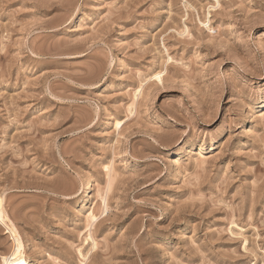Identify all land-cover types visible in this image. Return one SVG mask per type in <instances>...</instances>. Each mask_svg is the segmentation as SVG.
<instances>
[{
    "label": "rangeland",
    "instance_id": "obj_1",
    "mask_svg": "<svg viewBox=\"0 0 264 264\" xmlns=\"http://www.w3.org/2000/svg\"><path fill=\"white\" fill-rule=\"evenodd\" d=\"M0 220V264H263L264 0H0Z\"/></svg>",
    "mask_w": 264,
    "mask_h": 264
},
{
    "label": "bare ground",
    "instance_id": "obj_2",
    "mask_svg": "<svg viewBox=\"0 0 264 264\" xmlns=\"http://www.w3.org/2000/svg\"><path fill=\"white\" fill-rule=\"evenodd\" d=\"M202 25V24H201ZM205 26V25H204ZM186 30V29H185ZM208 30L211 31V27L208 26ZM186 32V31H185ZM165 71V70H163ZM162 70L160 71H156L154 72L153 74H151L147 79L143 80L141 82V85L137 88V90H135L134 92V98H133V105H134V101L136 100L137 96L141 95V92H142V83L143 82H150V81H153L154 84L157 82V83H162ZM140 78V77H139ZM133 107V106H132ZM263 114V113H262ZM260 118V117H259ZM261 120V118H260ZM119 123L121 122H115L114 126H119ZM113 126V127H114ZM116 129V128H115ZM189 154V153H188ZM202 160V159H201ZM175 162V161H174ZM178 162V160H177ZM105 169L104 170H107L108 172V175L110 176V173H111V169H109L108 167H104ZM85 182V181H84ZM110 185V183H107ZM109 185H107V188H106V191L104 192L103 196H100L101 198V203L103 205V213H106L107 212V199H106V194L109 192L108 191V188H109ZM92 186H93V183H92V180H88L87 182H85L84 186H83V189L81 191V199H82V207L80 209V212L84 214V220L87 224V229H88V235L86 236L85 238V241H91L92 243V247L94 248L95 247V243L93 241V238H91V234H90V231L93 227V224L96 222L97 220V217L96 215L94 214V210L92 208V202H91V196H92ZM81 190V189H80ZM102 195V194H101ZM0 225H2V221L0 220ZM231 226V225H230ZM87 243V242H86ZM80 256H81V253L79 252ZM17 256H12L10 258H16ZM83 257V256H82ZM9 259V258H8ZM17 263L15 264H32L31 262H29L28 260H16ZM251 264H255V263H251ZM264 264V263H263Z\"/></svg>",
    "mask_w": 264,
    "mask_h": 264
}]
</instances>
